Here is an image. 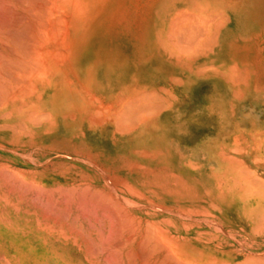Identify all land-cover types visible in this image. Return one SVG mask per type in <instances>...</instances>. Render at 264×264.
I'll return each instance as SVG.
<instances>
[{
	"label": "crops",
	"instance_id": "0c3cea01",
	"mask_svg": "<svg viewBox=\"0 0 264 264\" xmlns=\"http://www.w3.org/2000/svg\"><path fill=\"white\" fill-rule=\"evenodd\" d=\"M202 2L191 37L172 24L154 35L128 23L82 31L61 56L70 76L48 83L37 142H19L16 94L3 112L0 91V166L3 150L17 164L19 145L36 143L58 166L82 160L90 181L157 182L172 238L192 255L239 262L264 256V0Z\"/></svg>",
	"mask_w": 264,
	"mask_h": 264
},
{
	"label": "rangeland",
	"instance_id": "374dc122",
	"mask_svg": "<svg viewBox=\"0 0 264 264\" xmlns=\"http://www.w3.org/2000/svg\"><path fill=\"white\" fill-rule=\"evenodd\" d=\"M202 4H203L202 0H122L121 2H120V0H110V2H108L107 5L104 6V8L102 7V9L100 11V16L98 18L90 21L88 29H90V30L106 29V28H111L115 25H120V24L125 25L128 23L130 25L131 29L145 30V31L149 32L147 35H154V33H153L154 31H157L158 28H167L170 24H172L174 22L175 19H177V20L174 23H176V24H177V22H178V24L180 23L179 26H182V28L189 26L192 22L191 21L192 15H196V14L201 12ZM122 7H123V9H125V11L122 9ZM115 8H116L117 12L114 11ZM152 8H153V10H152ZM215 9H216V7H215ZM112 14L113 15L116 14V15L113 16ZM156 15H157V18H154V16L156 17ZM185 16H186V18H184ZM114 17H117V18L111 19ZM18 38L23 39L24 37L22 36V37H18ZM66 38H67V40H69L68 36H65V38L62 37L61 39L60 38H54L53 41L57 42V39H58V42L60 41L62 43V46L66 45V47H68L70 40L67 41ZM5 39H7V40H5ZM8 39L9 38H7V37L4 38V36H0V53H2V54H0V57L3 59L2 60L0 58V70L1 69L3 70V71L1 70V72H0V76H1L0 82L2 84V86L0 84V86H1L0 91H1L2 96L4 98L3 104H2V109H3L2 111L8 112V110L10 108V102L8 101V98L10 95L8 92H13L14 94H16L17 110H18L19 142H25L26 140L37 142L40 140V136H39V134H37V132L40 131L43 123L46 121L45 120L46 118H44L45 115L41 110H36L33 107H31V103H33L34 100H36L35 97H37V94H36L37 89L34 88L32 90V86L34 85L37 87V85H38L37 79L39 77H41V74H49L50 71L55 67L54 64L52 65V63H49V62H51V60L54 59V58H52V56H54V57L56 56L55 59L57 60V54H58L57 51H60V50H58V48L55 47V48H52V50H48V51L44 50V52H43L40 49L33 48L30 43L29 44L31 46L30 45L27 46V43H28L27 41H26V45H25L27 47H24V45L22 47L18 44V41H16L17 43L14 42L13 44H11L10 41L11 42H13V41L10 39L8 40ZM25 39L28 40V38H26V37H25ZM25 39H23V41ZM51 40L52 39H50V41ZM1 41L5 42L6 44L5 43L3 44V42H1ZM20 41L22 42V40H20ZM53 41H51V43ZM21 42H19V43L22 44ZM24 42H23V44H25ZM7 43L9 44L10 47L8 46ZM15 43L18 44V45H16L17 46L16 48H14ZM5 45H7V46H5ZM11 48H14V50ZM55 50H57V51H55ZM63 50L65 51V55L68 56V49L67 48L64 49L62 47V50H61L62 55L64 53ZM12 51H14V53ZM52 51L53 52L55 51V52L53 53ZM32 53H34V54H32ZM69 53H70V51H69ZM20 54H22V55H20ZM6 56L9 57L10 60H9V58L7 59ZM8 60L10 62L16 61L15 62L16 65H14V62H13V64L11 62L10 68H9V64H8L9 61ZM5 63H6V65H5ZM19 63H20V65H19ZM23 63L24 64L26 63V65H23ZM4 67H5V69H4ZM21 67H23V69ZM20 68H21V70H20ZM25 69H26V72H24ZM5 70H8V71L6 72ZM9 71H11V72H9ZM14 71H16V73ZM29 71H30V73H29ZM31 72H32V74H31ZM2 73L7 74L9 77L12 76V78L15 76L14 78H16V79H20L23 77L22 78L23 80L25 79V76H26L28 83L25 82V84H23L24 82L23 83L21 82L22 79H20V81L19 80H13L14 81L13 82L10 78H8V76L6 77ZM27 73H29V76ZM17 75L19 76V78H17L18 77ZM6 79H7V81H6ZM15 81H17V82H15ZM30 82H32V84ZM16 84H17L18 90L15 92ZM29 89L31 92H29V94H28ZM25 91H27V93ZM7 94L9 96H6ZM5 99L7 100V102L4 101ZM19 107H20V109H19ZM29 131H34V133H33V137H30V139H27V132H29ZM243 141H248V135H243ZM17 152H18L17 164H13V162L11 163V161H10L9 151L8 150L2 151L0 174L1 175L3 174L2 177L5 180H3L0 183L1 184V186H0V222L4 223V224H8L10 222H12V223L14 222L15 224L17 223L19 225H26L27 224V225H30L32 227L34 226L37 228L49 226L57 234H61V232H60V229H61V231L64 232V235L65 234L70 235V238L62 240V241H59V239H56V238H54V239L56 240V243H55L56 246L59 247V252L63 253L66 256L65 258L67 259V263L69 262L71 264H75L76 262H78V263L81 262V264H89L85 260L86 257L90 254H92V255L97 254L98 255V252L100 250L99 249L100 245L103 243V241H108L104 237H102V234H105L109 228H112L111 226L113 223H114L113 227H114V225H117V227L121 226V224H123L122 222L126 219V218L124 219L125 216L130 217V218L132 216V219L129 218V220L130 221L134 220L133 222H131V224H129L130 222L128 223V227L132 228L131 226H133V225L136 226L135 224H138V222H139V224L137 225L138 229L141 226L140 230H142V231L140 232V230H139V238H138L139 240L134 245V248L137 249L136 251H138V257H139L141 262L144 261V259L148 258L149 254H151L150 256L155 257L154 251L152 253V251H151L152 249L148 250L151 247H153L154 249L156 248L158 250L156 257L159 259H162L165 256L172 258V259H175L176 257H179V256L182 257L183 254H187L188 256H193L191 253V247H187L185 245H180L179 240L171 237V234H173V229H172L173 223L171 222V219H170L171 212H170L169 208H166L164 206V203L162 204V206L160 205L161 199H157V196H153L154 194L157 195V182H131L129 184H126V183H118V182L90 181V180H88V178L91 177L89 175L90 167L87 164L82 163V160H80L79 158L76 159L73 156L63 157L62 159L65 161V163L63 162L64 165L62 164L61 166H58L57 165L58 156L56 154H52V153L44 150L41 146H39L36 143L31 145V146L19 145V149ZM250 153H251V151L249 149L242 151V154H243V156H242L243 172L248 173L250 170V166H249ZM14 174H15V177H12L13 180L9 181L8 178L13 176ZM17 175H18V177H16ZM48 175L52 176V178L54 180H48ZM19 179L21 180L20 182H19ZM15 180H16V182H15ZM22 181H24L23 183L26 182L25 184L27 186L25 184H22ZM19 185H20V187H19ZM28 186H30V187H28ZM38 186H39V188H38ZM8 187L12 188L13 190L9 189ZM41 187H42V190H41ZM61 187H63L64 191L62 190ZM64 187H66V188H64ZM14 189L15 190L17 189L16 192ZM57 189L59 191L61 190L62 192L61 191L59 192ZM85 189H86V191H84ZM11 190H12V192H11L12 196H10ZM43 190H44V193H43ZM88 190H90V191H88ZM21 191H22V193H21ZM23 191H24V193H23ZM85 192H86V194H85ZM102 192H104V193H102ZM67 193H68V195H67ZM134 193L135 194L137 193L138 196H136ZM22 194H23V196H22ZM58 194H60V195H58ZM79 194H80V196H79ZM116 194H129V196H123L122 197V196H117ZM139 194H141V195H139ZM48 195H49V197H48ZM50 195L52 197H50ZM72 195H73V199L71 197ZM79 198H81V199H79ZM86 198L90 202H87ZM78 200L81 201V202L79 201L80 204H79ZM162 201H164V199H162ZM54 202H55V205L57 207L53 204ZM67 202H69V203H67ZM88 203H90V204H88ZM65 204L67 205V207L65 206ZM76 204L78 205L79 208L77 207ZM109 205H111V206H109ZM108 206H109V208H108ZM47 207H49V208H47ZM59 207H61V209ZM81 207H82V210L80 209ZM102 208H104V209H102ZM106 209L108 210L107 212H106ZM109 210L112 213H114V211H116V213L112 214L109 212ZM119 210L121 211V213L119 212ZM40 211H42V212H40ZM127 212H129V213H127ZM60 213H61V215H60ZM92 213H94V214H92ZM105 213H107L106 216H105ZM119 213L121 215H124V217H121V215ZM54 214H56V215H54ZM72 214L75 215V217H73ZM108 214L109 215L112 214L111 217L113 216L114 218H111ZM130 214H131V216H130ZM46 215L49 216V218ZM51 215H52V217H51ZM80 215H82V216H80ZM86 218H88V220H89L88 222L86 221L87 220ZM120 218L122 219V221L120 220ZM110 219H113V221H111ZM117 219H119V220H117ZM55 220H57L58 222ZM116 220L118 222H115ZM127 220H128V218L126 219V221ZM126 221H124V224ZM74 222L76 223L75 225H73V228L75 227L74 228L75 230L72 227H70V226H72L71 224H74ZM110 224H111V226H110ZM126 224H127V222H126ZM148 224H149V226H148ZM80 225H81V227H80ZM129 225H131V226H129ZM59 227H60V229H58ZM62 227H63V229H62ZM66 227H67V229H66ZM146 227H148V228L146 229ZM77 228L81 229V230L79 231ZM96 228H98V229H96ZM106 228H108V229H106ZM155 228L157 231L155 230ZM68 230H70V233ZM143 230L148 231V234L151 233L150 236L153 234L154 238H156L158 236V239L153 238L155 240L154 243H157V240H160V238H161V240L158 241V243L159 242L160 243L158 245H155L154 243H152V241H153V240H151L152 238L146 234L147 232H143ZM154 230L157 232L158 235L155 233ZM99 231H101V232H99ZM81 232L83 233V235H82L83 237L81 236ZM77 233H79V234H77ZM85 233L87 236L84 235ZM154 233L156 234L155 236H154ZM159 233H161V234H159ZM56 237H57V235H56ZM141 238H146V239L142 240ZM109 239H110L109 243H111L113 245V246L111 245V249H112L111 253L113 252V254H110V256L114 257V258H117V257L120 258V256L121 257L126 256L127 259H128V257L130 259H128V260L126 259L128 262L127 263L124 262V263L125 264H134L131 254L130 253H129V255L127 254V252H129V248L131 249V247L129 246L128 251H125L124 254L122 255L121 253H117L115 251V249L117 250V248L115 247L116 246L115 242L118 241L117 240L118 238L117 237H109ZM125 239L126 238H124V240ZM148 240L151 241V243L146 244ZM166 242H170V243H168L169 246H166V244H167ZM88 243H89V246H88ZM93 243H94V245H96L95 246L96 248L92 247ZM142 245H144V246L147 245V247H145L147 249H145ZM141 246H142V248L140 249ZM170 246H171V248H170L171 251H169V249H168ZM173 246H175V247H173ZM84 249L88 250L87 254H86V251ZM114 251H115V253H117V255L114 253ZM139 251H140V254H139ZM146 251H147V255H146ZM166 251L170 252V253L172 252L173 254L171 253V255H170V253H169L168 255H165ZM158 252H159V254H158ZM177 255H179V256H177ZM130 260H132V261H130ZM130 262H132V263H130ZM1 264H11V263L8 262L7 259L5 260V258L3 257ZM115 264H123V262L119 261V263H118V261H117ZM157 264H160V262H157Z\"/></svg>",
	"mask_w": 264,
	"mask_h": 264
},
{
	"label": "bare ground",
	"instance_id": "6f19581e",
	"mask_svg": "<svg viewBox=\"0 0 264 264\" xmlns=\"http://www.w3.org/2000/svg\"><path fill=\"white\" fill-rule=\"evenodd\" d=\"M122 0H120L121 2ZM110 2V0H0V36H4L9 38L10 40H12L13 42L10 41L11 44H13L14 42L18 41V44L20 46L23 47H27L28 45H32L33 48H36V49H40L44 52V50H52V48H58V50L60 51H57L58 54H57V60L55 59L56 56H52V59L51 62L49 63H52V65L54 64V68L50 71L49 74H41V77H39L37 79L38 81V85L37 87L36 86H32V90L35 88L37 89V97L36 100H34L33 103H31V107H33L34 109L36 110H41L42 111V108H43V105H45L46 103V100H47V94H48V89L49 86H48V83L53 81V80H56L57 78L59 77H68L70 75H65V69L69 68L71 65H73L72 62L68 61L67 60V67L65 68L64 66H61V58L63 57V55L61 54L62 53V47L64 49H68V54H70L71 52L74 51L75 47L77 46L76 45V41H77V37L80 36V33L82 31L86 32L87 30H90L88 29L89 28V23L91 20L93 19H96L100 16V11L102 9V7L104 8V6L107 5V3ZM135 5V4H134ZM136 6V5H135ZM126 8V7H125ZM121 9V8H120ZM123 9V7H122ZM136 9V8H135ZM118 10V9H117ZM125 11V9H123ZM153 10V8H152ZM114 11H116V8L114 9ZM136 11V10H135ZM117 12V11H116ZM114 14V13H113ZM112 14V15H113ZM116 15V14H115ZM113 15V16H115ZM127 15V14H126ZM125 15V16H126ZM122 16V15H121ZM129 16V15H128ZM143 16V15H142ZM174 16V15H173ZM172 16V17H173ZM112 17V16H111ZM176 17V16H175ZM117 17H114V18H111V19H115ZM143 18V17H142ZM141 18V19H142ZM152 18V17H151ZM154 18H157V15L156 17L154 16ZM174 18V17H173ZM186 18V16L184 17ZM153 20V19H152ZM177 19L174 20V22H176ZM185 20V19H184ZM157 21V20H156ZM169 22V21H168ZM172 23L173 27L170 29V31L173 29V32L174 31H179V35H181V33L183 31L184 34H186L189 29V27H183L182 26H179L180 23L177 24L176 23ZM181 22V21H180ZM182 23V22H181ZM187 24V23H186ZM171 25V26H172ZM182 25V24H181ZM145 26V25H144ZM201 28V27H200ZM129 29V28H128ZM175 29V30H174ZM191 29V28H190ZM141 31V29H140ZM181 31V32H180ZM195 32V31H193ZM189 33V32H188ZM187 33V34H188ZM200 33V32H199ZM202 33V32H201ZM85 34V33H84ZM178 34V33H177ZM185 35L186 37L190 36V35ZM145 35V34H144ZM174 35V34H173ZM171 35V36H173ZM183 35V34H182ZM193 35V34H192ZM191 35V36H192ZM24 37L23 39H25L23 41V39H19L18 37ZM65 36H68V39L70 40H66L69 41V45L68 47H66V45H63L62 46V43L59 41L58 42V39H57V42L56 41H53L54 38H65ZM129 36V35H128ZM178 36V35H177ZM176 36V37H177ZM190 36V37H191ZM181 37V36H180ZM194 37V36H193ZM18 38V39H17ZM8 39V40H9ZM17 39V40H16ZM50 39H52L51 41H53L51 43ZM177 39V38H176ZM7 40V39H5ZM22 40V42L20 41ZM63 40V39H62ZM179 41V39H177ZM188 40V39H187ZM26 41L28 42L27 43V46L26 45ZM181 41V39H180ZM3 42V41H1ZM19 42H21L22 44H20ZM23 42L25 44H23ZM64 42V41H63ZM177 42V41H176ZM190 42V41H189ZM5 42H3L4 44ZM17 43V42H16ZM14 44V48H16L18 44ZM30 43V44H29ZM191 43V42H190ZM194 43V42H193ZM6 44V43H5ZM8 44V43H7ZM178 45L180 44L179 42L177 43ZM176 44V45H177ZM182 44V43H181ZM185 44V43H184ZM30 45V46H31ZM56 45V46H55ZM7 46V45H5ZM9 46V44H8ZM180 46V45H179ZM178 46V47H179ZM10 47V46H9ZM19 47V46H18ZM133 47V46H132ZM185 47V45H184ZM188 47V45H187ZM191 47V46H189ZM14 48H11L14 50ZM183 48V47H182ZM24 49V48H23ZM178 48H176L177 50ZM22 50V49H21ZM28 50V49H27ZM26 50V51H27ZM178 50H181L180 48ZM186 51V49H184ZM190 49L188 48V51ZM54 51V52H55ZM70 51V53H69ZM185 51H182L183 53ZM188 51H186L188 53ZM11 52V51H10ZM14 53V51H12ZM53 52V51H52ZM53 52V53H54ZM51 53V52H50ZM2 54V53H0ZM34 54V53H32ZM56 54V53H55ZM186 54V53H184ZM4 55V54H3ZM22 55V54H20ZM25 55V54H24ZM2 56V55H1ZM37 56V55H36ZM62 56V57H61ZM7 57V56H6ZM24 57V56H23ZM189 58H191V56H188ZM1 58V57H0ZM9 57H7L8 59ZM2 59V58H1ZM3 60V59H2ZM6 60V59H5ZM4 60V61H5ZM10 60V58H9ZM8 60V61H9ZM7 61V60H6ZM5 61V62H6ZM44 61V60H43ZM12 62V61H11ZM9 61V68H10V63ZM14 62V61H13ZM12 62V64H13ZM16 62V61H15ZM14 62V65H16V63ZM18 63V62H17ZM44 63V62H43ZM2 65V64H1ZM6 65V63H5ZM20 65V63H19ZM23 65H26V63ZM44 65V64H43ZM58 65V66H57ZM18 66V65H17ZM22 66V65H21ZM42 66V65H41ZM7 67V66H6ZM20 67V66H19ZM18 67V68H19ZM25 67V66H24ZM35 67V66H34ZM51 67V66H50ZM23 69V67H21ZM20 68V70H21ZM5 69V67H4ZM14 69V68H13ZM12 69V70H13ZM41 69V68H40ZM2 70V69H1ZM0 70V72H1ZM11 70V69H10ZM19 70V71H20ZM3 71V70H2ZM6 72L8 70H5ZM11 72V71H9ZM13 72V71H12ZM16 73V71H14ZM18 72V71H17ZM24 72H26V69L24 70ZM5 73V72H4ZM30 73V71H29ZM29 73L28 76H29ZM3 74V73H2ZM14 74V73H13ZM32 74V72H31ZM5 75L6 77L8 76L7 74H3ZM23 75V74H22ZM18 76V75H17ZM16 76V77H17ZM24 76V75H23ZM1 77V76H0ZM15 77V76H14ZM12 78V76H8V78H10L12 81L13 80H19L22 79H16V78ZM19 78V76L17 77ZM1 79V78H0ZM9 79V80H10ZM238 79V78H237ZM26 80V81H25ZM7 81V79H6ZM31 81V80H30ZM11 82V81H10ZM14 82V81H13ZM17 82V81H15ZM21 82L23 84L28 83L27 82V78L25 76V79L21 80ZM63 82V81H62ZM32 84V82H30ZM29 83V84H30ZM1 84V82H0ZM11 84V83H10ZM12 85V84H11ZM27 85V84H26ZM2 86V84H1ZM1 86H0V89H1ZM28 86V85H27ZM5 87V86H4ZM15 92L18 90L17 89V84L15 86ZM27 89V88H26ZM62 90V89H61ZM118 90V89H117ZM27 93V91H25ZM30 89L28 91V94H29ZM9 95L13 94V92H8ZM24 93V92H23ZM2 94V93H1ZM8 94L6 96H9ZM14 95V94H13ZM5 96V95H4ZM32 98V97H31ZM2 99V98H1ZM0 99V100H1ZM4 99V98H3ZM9 99V98H8ZM97 99V98H96ZM130 99V98H129ZM128 99V100H129ZM139 99V98H138ZM6 100V99H5ZM4 100V101H5ZM140 100V99H139ZM96 101V100H95ZM141 101V100H140ZM131 102H134L131 101ZM136 102V101H135ZM1 103V102H0ZM124 104V103H123ZM126 104V103H125ZM124 104V106H125ZM143 104V103H142ZM1 105V104H0ZM128 105V104H126ZM131 105V103H130ZM143 105H146V104H143ZM129 106V105H128ZM127 106V107H128ZM136 106V105H135ZM130 107V106H129ZM143 107V106H142ZM104 108V107H103ZM125 108V107H123ZM20 109V107H19ZM107 109V108H106ZM132 109V108H130ZM129 109V110H130ZM137 109V108H135ZM134 109V111H135ZM126 110V109H125ZM154 110V109H153ZM97 111V110H96ZM107 111V110H105ZM139 110H137L138 112ZM145 111V110H144ZM101 112V111H100ZM59 113V112H58ZM95 113V112H94ZM98 113V112H97ZM129 112H127L126 114H128ZM8 114V113H7ZM6 114V115H7ZM135 114V113H134ZM5 116V115H4ZM95 116V115H94ZM98 116V115H97ZM33 117V116H32ZM120 117V116H119ZM131 117H133V115H131ZM45 118V117H44ZM49 118V116H48ZM89 118V117H88ZM95 118V117H94ZM135 118V117H134ZM137 118V117H136ZM144 118V117H143ZM117 119V118H116ZM37 120V119H36ZM46 120V119H45ZM133 120V119H132ZM32 121V120H31ZM39 121V120H38ZM100 121V120H99ZM98 121V123H99ZM134 121V120H133ZM97 122V121H96ZM116 122V120H115ZM114 122V123H115ZM39 123V122H38ZM120 125V124H119ZM123 127H126V126H123ZM134 127V126H133ZM122 128V127H121ZM120 129V128H119ZM124 129V128H123ZM127 129V128H126ZM8 165V164H7ZM4 166V165H3ZM7 168V167H6ZM13 170V169H12ZM19 170V169H18ZM1 171V170H0ZM4 171V170H3ZM14 172V171H13ZM144 172V171H143ZM2 173V172H1ZM6 173V172H5ZM15 173V172H14ZM18 173V172H17ZM3 175V174H2ZM5 175V174H4ZM9 177V176H8ZM12 177H15V174L13 176H11L10 178ZM18 177V175L16 176ZM8 178V179H10ZM21 178V177H20ZM18 179V178H17ZM16 179V180H17ZM46 179V178H45ZM15 180V182H16ZM23 180V179H22ZM21 180L19 179V182ZM25 181V180H24ZM24 181H22V184H25L23 183ZM126 182V181H125ZM119 183V182H118ZM124 183V181H123ZM254 183V182H253ZM19 184V183H18ZM21 184V183H20ZM127 184V183H126ZM26 185V184H25ZM24 185V186H25ZM16 186V185H15ZM27 186V185H26ZM31 186V185H30ZM28 186V187H30ZM128 186V185H127ZM20 187V185H19ZM32 187V186H31ZM129 187V186H128ZM9 188V187H8ZM26 188V187H25ZM39 188V186H38ZM59 188V187H58ZM62 190H63V187H61ZM66 188V187H64ZM68 188V187H67ZM9 189H12V188H9ZM60 189V188H59ZM84 189V188H83ZM130 189V188H129ZM13 190V189H12ZM11 190V192H12ZM15 190V189H14ZM17 190V189H16ZM41 190H42V187H41ZM58 190V189H57ZM69 190V189H68ZM77 190V189H76ZM131 190V189H130ZM28 191V190H27ZM59 191V190H58ZM61 191V190H60ZM59 191V192H60ZM64 191V190H63ZM86 191V189L84 190ZM90 191V190H88ZM16 192V191H15ZM41 192V191H40ZM52 192V191H51ZM62 192V191H61ZM76 192V191H75ZM22 193V191H21ZM20 193V194H21ZM24 193V191H23ZM43 193H44V190H43ZM79 193V192H78ZM77 193V194H78ZM104 193V192H102ZM140 193V192H139ZM51 194V193H50ZM61 194V193H60ZM58 194V195H60ZM86 194V192H85ZM135 194V193H134ZM8 195V194H7ZM64 195V194H63ZM68 195V193H67ZM99 195V194H98ZM101 195V194H100ZM136 196L137 193L135 194ZM141 195V194H139ZM20 196V195H19ZM23 196V194H22ZM70 196V195H69ZM78 196V195H77ZM80 196V194H79ZM89 196V195H88ZM143 196V195H142ZM49 197V195H48ZM50 197H52L50 195ZM68 197V196H67ZM72 199H73V195L71 196ZM70 197V198H71ZM76 197V196H75ZM140 197V196H139ZM56 198V197H55ZM77 198V197H76ZM22 199V198H21ZM33 199V198H32ZM66 199V198H65ZM78 199V198H77ZM81 199V198H79ZM87 199V198H86ZM58 200V199H57ZM71 200V199H70ZM96 200V199H95ZM6 201V200H5ZM65 201V200H64ZM80 200H78L79 202ZM251 201V200H250ZM7 202V201H6ZM71 202V201H70ZM81 202V201H80ZM79 202V204H80ZM87 202H90L88 199H87ZM108 202V201H107ZM40 203V202H39ZM52 203V202H51ZM58 203V202H57ZM69 203V202H67ZM93 203V202H92ZM114 203V202H113ZM13 204V203H12ZM29 204V203H28ZM55 205V202L53 203ZM78 204V203H77ZM76 204V205H77ZM78 204V205H79ZM90 204V203H88ZM104 204V203H103ZM109 204V203H108ZM77 205V207H78ZM82 205V204H81ZM100 205V204H99ZM56 206V205H55ZM64 206V205H63ZM62 206V207H63ZM65 206L67 207V205L65 204ZM90 206V205H89ZM102 206V205H101ZM111 206V205H109ZM108 206V208H109ZM57 207V206H56ZM69 207V206H68ZM122 207V206H121ZM19 208V207H18ZM46 208V207H45ZM49 208V207H47ZM61 209V207H59ZM79 208V207H78ZM91 208V207H90ZM169 208V207H168ZM82 210V207L80 208ZM97 209V208H96ZM104 209V208H102ZM121 209V208H120ZM51 210V209H50ZM49 210V211H50ZM55 210V209H54ZM71 210V209H70ZM85 210V209H84ZM48 211V212H49ZM86 211V210H85ZM108 210L106 209V212ZM42 212V211H40ZM51 212V211H50ZM96 212V211H95ZM102 212V211H101ZM110 212V210H109ZM119 212L121 213V211L119 210ZM177 212V211H176ZM53 213V212H52ZM51 213V214H52ZM69 213V212H68ZM104 213V212H103ZM102 213V214H103ZM112 213V212H110ZM114 213H116V211H114ZM112 213V214H114ZM119 213V214H120ZM123 213V212H122ZM129 213V212H127ZM179 213H182V212H179ZM82 214V213H81ZM94 214V213H92ZM101 214V213H100ZM111 214V215H112ZM124 214V213H123ZM185 214V212H184ZM195 214V213H194ZM56 215V214H54ZM59 215V214H58ZM61 215V213H60ZM59 215V216H60ZM69 215V214H68ZM73 215V214H72ZM107 215V213H105V216ZM109 215V214H108ZM111 215H109L111 217ZM121 215V214H120ZM129 215V214H128ZM133 215V214H132ZM182 215V214H181ZM186 215V214H185ZM47 216V215H46ZM45 216V217H46ZM82 216V215H80ZM87 216V215H86ZM92 216V215H91ZM97 216V215H96ZM131 216V214H130ZM49 218V216H47ZM52 217V215H51ZM57 217V216H56ZM55 217V218H56ZM62 217V216H61ZM73 217H75V215H73ZM98 217V216H97ZM121 217H124V215H121ZM253 217V216H252ZM251 217V218H252ZM67 218V217H66ZM106 218V217H105ZM111 218H114L113 216ZM116 218V217H115ZM127 219L129 220L130 217H127L125 216L124 219ZM134 218V217H133ZM189 218V217H188ZM73 219V218H72ZM87 219V220H86ZM85 220L88 222V218H86ZM126 219L124 221H126ZM132 219V216L131 218ZM54 220V219H53ZM59 220V219H58ZM111 221H113V219H110ZM115 220V219H114ZM119 220V219H117ZM115 221V222H118V221ZM120 220L122 221V219L120 218ZM126 221L125 224H124V221L122 222L123 224H121V226H118L117 225H114L113 227V224L111 226L112 228H106L108 229V231H106L105 234H102V237H104L106 240L108 241H103V243L100 245V250L98 252V255H88L86 257V261L89 263V264H115L117 261L119 263V261H122L123 264L127 263L128 259H130L128 257V259L126 258V256L124 257H121L120 258H114V257H111L110 254H113V252L111 253V243H109L110 239L109 237H117L118 241L115 242V247L117 248V250L115 249V251L117 253H121L122 255L124 254L125 251H128V248L129 246L131 247V249L129 248V252H127V254L129 255V253L131 254L132 258H133V263L134 264H157V262H160V264H264V256L262 257H259V256H256V258H251L253 255L251 256H244V259L243 261H239V262H221V261H215L213 260H209L207 259L206 257L207 256H197V255H193V256H188L187 254H183V256H179V257H176L175 259H172V258H169V257H166L165 255H168L170 252H165V257L162 258V259H159L156 257L157 255V249L151 247L150 249L148 250H151L152 253L154 251V255L155 257H152L150 256L151 254L148 255V258L144 259V261H140L139 257H138V251H136L137 249L134 248V245L135 243H137V241L139 240V230L141 229V226L140 228L138 229L137 225L139 224H135L136 226H131L132 228L128 227V223L131 224V222L133 221ZM162 220V219H161ZM165 220V219H164ZM57 221V220H55ZM61 221V220H60ZM248 221V220H247ZM58 222V221H57ZM56 222V223H57ZM97 222V221H96ZM151 222V221H150ZM170 222V221H169ZM251 222V221H250ZM44 223V222H43ZM54 223V222H53ZM55 223V224H56ZM61 223V222H60ZM106 223V222H105ZM121 223V222H120ZM154 223V222H153ZM184 223V222H183ZM38 224V223H37ZM59 224V223H58ZM76 223L74 222V224H71L73 228V225H75ZM90 224V223H89ZM108 224V223H107ZM117 224V223H116ZM134 224V223H133ZM185 224V223H184ZM61 225V224H60ZM247 225V224H246ZM109 226V225H108ZM116 226V227H115ZM127 226V227H126ZM145 226V225H144ZM149 226V224H148ZM185 226V225H183ZM187 226V225H186ZM81 227V225H80ZM91 227V226H90ZM156 227V226H155ZM53 228V227H52ZM75 228V227H74ZM73 228V229H74ZM94 228V227H93ZM145 228V227H144ZM148 227H146L147 229ZM188 228V226H187ZM55 229V228H54ZM60 229V227L58 228ZM63 229V227H62ZM67 229V227H66ZM78 229V228H77ZM98 229V228H96ZM145 229V230H146ZM162 229V228H161ZM75 230V229H74ZM79 231L81 229H78ZM84 230V229H83ZM88 230V229H87ZM101 230V229H100ZM156 230V228H155ZM154 230V231H155ZM167 230V229H166ZM69 233H70V230H68ZM72 231V230H71ZM102 231V230H101ZM99 231V232H101ZM142 230H140L141 232ZM157 231V230H156ZM155 231V233L157 234V232ZM261 232V230H259ZM60 232L61 234H57L56 232H54V230H52L49 226L46 227H32L30 225H19V224H15L14 222H10L8 224H4V223H0V253L2 254V256L4 258H6L8 260V262H10L11 264H71V263H67V259L65 258L66 256L63 254V253H60L59 252V247L56 246V239H59V241H62V240H65V239H69L70 238V235H64V232L61 231L60 229ZM91 232V231H90ZM143 232H147L146 234L150 236V234H148V231H144ZM257 232V230H256ZM88 233V232H87ZM154 233V236L156 235ZM63 234V235H62ZM79 234V233H77ZM141 234V233H140ZM161 234V233H159ZM57 235V237H56ZM83 235V233L81 232V236ZM86 235V233L84 234ZM114 235V236H113ZM142 235V234H141ZM146 235V236H147ZM158 235V234H157ZM87 236V235H86ZM143 236V235H142ZM145 236V235H144ZM173 236V235H172ZM80 237V236H79ZM83 237V236H82ZM90 237V236H89ZM153 240L152 243L155 242L154 239H158V236L156 238L153 237V234L150 236ZM149 237V238H150ZM124 238H126L124 240ZM154 238V239H153ZM175 238V237H174ZM178 238V237H177ZM181 238V237H180ZM120 239V240H119ZM142 240L143 239H146V238H141ZM140 239V240H141ZM185 239V238H184ZM80 240V239H79ZM150 240V239H149ZM147 241L146 244L148 243H151V241ZM161 240V238H160ZM160 240H157V243H154L155 245H158V241ZM166 240V239H165ZM164 240V241H165ZM181 240V239H180ZM169 241V240H168ZM186 241V240H185ZM189 241V240H188ZM75 242V241H74ZM144 242V241H143ZM163 242V241H162ZM60 243V242H59ZM164 243V242H163ZM162 243V244H163ZM166 246H169L168 243L170 242H166ZM185 243V242H184ZM86 244V243H85ZM189 244V242H188ZM145 245V244H144ZM142 245L144 248L147 247ZM151 245V244H150ZM191 245V244H190ZM189 245V246H190ZM193 245V244H192ZM87 246V245H86ZM88 246H89V243H88ZM96 245H94L93 243V248L95 247ZM113 246V245H112ZM142 246L140 247V249L142 248ZM156 247V246H155ZM175 247V246H173ZM78 248V247H77ZM96 248V247H95ZM127 248V249H126ZM166 248V247H165ZM171 246L168 248L169 251L170 250ZM86 249V248H85ZM84 249V250H85ZM89 249V248H88ZM91 249V248H90ZM139 249V250H140ZM147 249V248H145ZM144 249V250H145ZM154 249V250H153ZM167 249V248H166ZM143 250V249H142ZM86 251V254L88 252V250H85ZM114 251V253H115ZM145 252V251H144ZM117 253H115L117 255ZM172 253V252H171ZM170 253V255H171ZM139 254H140V251H139ZM159 254V252H158ZM173 254V253H172ZM250 254V253H249ZM146 255H147V251H146ZM169 255V256H170ZM115 256V255H114ZM150 256V257H149ZM255 256V255H254ZM84 257V256H83ZM174 257V256H173ZM237 257V256H236ZM258 257V258H257ZM238 258V257H237ZM127 259V260H126ZM143 260V259H142ZM132 261V260H130ZM125 262V263H124ZM121 263V262H120ZM132 263V262H130ZM75 264H81V262H76Z\"/></svg>",
	"mask_w": 264,
	"mask_h": 264
}]
</instances>
